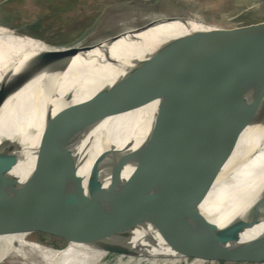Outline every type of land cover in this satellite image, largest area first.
<instances>
[{"label":"water","instance_id":"water-1","mask_svg":"<svg viewBox=\"0 0 264 264\" xmlns=\"http://www.w3.org/2000/svg\"><path fill=\"white\" fill-rule=\"evenodd\" d=\"M185 13H141L156 19L126 35L133 43H144L148 37L144 34L157 25L187 19L210 29L167 40L149 56L133 61L123 77L95 97V115L69 110L47 113L38 130L28 135L32 172L25 180L11 173L24 144L0 140V236L24 234L21 224H37L48 228L54 239L32 237L34 241L55 250L74 245L103 251L107 255L102 264L108 260L117 264H264V233L242 241L247 230L264 221V198L225 226L207 219L199 209L238 143L227 134L226 126L244 119L250 109L246 103L235 102L237 96L264 88V20L218 27L199 16H180ZM14 31L31 36L23 29ZM122 37L113 35L105 42L112 46ZM37 41L49 49L38 53L17 75L10 70L4 74L0 110L36 77L63 71L76 56L98 46ZM105 53L112 64H119ZM183 81L196 82L209 95L189 107L182 128L171 122L155 124L137 149L110 147L95 161L88 182L79 176L77 149L89 129L137 109L144 95ZM182 97L180 93L169 101ZM166 116L163 110L159 118ZM129 166V178L144 177L152 189L148 186L137 193L121 187ZM176 168H180L178 174L184 172L180 187L173 181ZM145 182L136 181L140 188Z\"/></svg>","mask_w":264,"mask_h":264},{"label":"bare ground","instance_id":"bare-ground-1","mask_svg":"<svg viewBox=\"0 0 264 264\" xmlns=\"http://www.w3.org/2000/svg\"><path fill=\"white\" fill-rule=\"evenodd\" d=\"M207 29L210 27L197 22L196 19H187L186 23L157 25L144 34L149 37L144 43L130 41V36L126 35L132 33V30L121 34L124 37L112 46L105 40L89 52L79 54L63 71L44 72L36 77L21 90L25 89L40 101L42 113L23 123L0 122V140L4 138L24 144L19 163L13 168L12 175L25 180L31 174L32 155L27 143L30 137L28 135L32 130H38L47 113L69 110L83 115H95L98 108L94 104L95 97L123 77L133 61L149 56L156 47L167 40ZM37 40L31 36H22L21 33L0 24V77L8 70L17 75L38 53L49 49ZM22 47L29 48V51H17ZM105 50L119 64H112ZM11 54L17 55L8 59ZM176 85L144 95L138 102L137 109L101 121L89 129L88 135L77 149L79 176L88 182L95 161L110 147L119 150L125 147L137 149L155 124L171 122L173 127L182 128L186 111L204 94L209 95V92L207 88L200 87L193 81H183ZM19 91L14 93L13 97ZM210 91H213V88ZM180 93L182 98L169 101ZM237 101L246 103L250 108L244 119L240 118L238 123L230 122L229 126H226L227 134L238 141L237 146L199 207L207 219L220 226L244 216L264 198V88L244 91L237 96L235 102ZM163 110H166L167 116L160 120L159 116ZM2 112L3 110L0 116ZM203 166L199 165L201 168ZM178 169L180 168L175 169L173 181L180 187L184 172L178 174ZM131 170L130 166L125 168L123 178L119 182L121 187L137 193L143 192L148 186L152 189V184H148L144 177L129 178ZM144 179L146 182L140 188L136 181L144 182ZM180 179L181 181H178ZM106 182L109 183L110 179L107 178ZM153 192L154 189L151 193ZM21 226L24 232L31 233L44 228L37 224ZM262 233L264 221L247 230L242 236V241ZM106 255L107 253L91 247L71 246L55 250L20 235L0 236V264H101Z\"/></svg>","mask_w":264,"mask_h":264},{"label":"rangeland","instance_id":"rangeland-1","mask_svg":"<svg viewBox=\"0 0 264 264\" xmlns=\"http://www.w3.org/2000/svg\"><path fill=\"white\" fill-rule=\"evenodd\" d=\"M154 11L187 12L180 16H199L214 26L233 27L264 20V0H0V24L23 29L53 45L99 44L156 19L141 14ZM12 97L0 110V122L23 123L42 113L40 101L25 89ZM50 233L43 228L18 235L31 241L32 237L54 239ZM104 264L117 263L108 260Z\"/></svg>","mask_w":264,"mask_h":264}]
</instances>
